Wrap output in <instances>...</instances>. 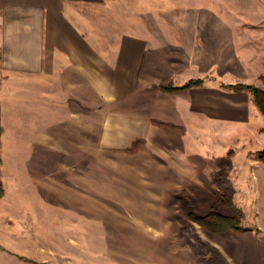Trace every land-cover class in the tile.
<instances>
[{"label":"rangeland","instance_id":"obj_1","mask_svg":"<svg viewBox=\"0 0 264 264\" xmlns=\"http://www.w3.org/2000/svg\"><path fill=\"white\" fill-rule=\"evenodd\" d=\"M258 1L121 0L116 8L123 21L168 29L172 14L209 6L233 19L244 59L262 65L264 4ZM258 73L249 70V83L264 88ZM99 103L89 85L64 83L63 133L53 132L50 142L37 134L34 148L4 149L0 264L264 261V178L251 149L226 142L220 124L198 119L189 131L158 123L127 147H113L102 132ZM210 210L235 216L245 228L210 231L192 218Z\"/></svg>","mask_w":264,"mask_h":264},{"label":"crops","instance_id":"obj_2","mask_svg":"<svg viewBox=\"0 0 264 264\" xmlns=\"http://www.w3.org/2000/svg\"><path fill=\"white\" fill-rule=\"evenodd\" d=\"M117 3L122 4L121 0H0L3 160L5 148H34L37 134H43L39 142H46V137L50 142L53 132L63 133L64 83L91 87L100 102L97 110L104 116L102 132H108L113 147H127L160 123L189 131L198 119L220 124L226 142L235 139L240 148L254 154L264 149L251 145H264V127L255 126L256 119L264 125V114L251 93L220 86L249 83L251 69L264 76V64L244 59L231 17L197 5L181 15L172 14L170 28H153L130 17L123 21ZM191 78L203 82L176 92L161 88ZM233 129L236 135L231 137ZM252 160L256 174L264 178V163Z\"/></svg>","mask_w":264,"mask_h":264},{"label":"trees","instance_id":"obj_3","mask_svg":"<svg viewBox=\"0 0 264 264\" xmlns=\"http://www.w3.org/2000/svg\"><path fill=\"white\" fill-rule=\"evenodd\" d=\"M203 78H191L185 81L182 84H170L163 85L161 88L165 91L176 92L181 91L193 86L201 85ZM221 87H225L232 90H246L251 93L253 102L259 111L264 114V88H260L254 84L244 83V82H235V83H220ZM2 134V127L0 125V137ZM1 145V141H0ZM256 158L264 163V149L258 150L255 152ZM1 162V157H0ZM3 195L2 184L0 181V197ZM228 205L232 206V202L228 199ZM192 218L202 225H204L210 231H227V230H242L245 227L240 224L239 219L235 216L223 215L216 210H210L207 214L197 217L192 216Z\"/></svg>","mask_w":264,"mask_h":264}]
</instances>
